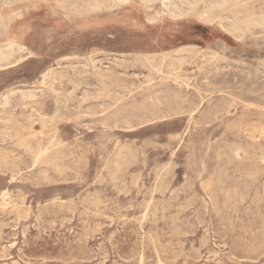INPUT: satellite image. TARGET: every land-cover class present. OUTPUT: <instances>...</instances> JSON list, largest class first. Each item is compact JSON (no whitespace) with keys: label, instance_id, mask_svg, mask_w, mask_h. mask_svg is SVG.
I'll list each match as a JSON object with an SVG mask.
<instances>
[{"label":"rangeland","instance_id":"rangeland-1","mask_svg":"<svg viewBox=\"0 0 264 264\" xmlns=\"http://www.w3.org/2000/svg\"><path fill=\"white\" fill-rule=\"evenodd\" d=\"M189 2L0 0V264H264V0Z\"/></svg>","mask_w":264,"mask_h":264},{"label":"bare ground","instance_id":"bare-ground-1","mask_svg":"<svg viewBox=\"0 0 264 264\" xmlns=\"http://www.w3.org/2000/svg\"><path fill=\"white\" fill-rule=\"evenodd\" d=\"M147 1V0H146ZM175 1V0H173ZM182 2H186L189 3V0H181ZM195 1V0H194ZM224 2V0H223ZM148 3V2H147ZM171 3V2H170ZM195 3V2H194ZM194 3L192 5H194ZM165 5V4H164ZM170 5V4H169ZM198 5V4H197ZM144 6V5H143ZM166 6V5H165ZM180 6V5H179ZM232 6V5H231ZM170 7V6H169ZM194 7V6H193ZM167 8V7H166ZM170 9V8H169ZM211 9V8H210ZM191 10V8L189 9H182L180 7H177L174 11H173V16L174 17H182L184 14H186V12H189ZM155 13V12H154ZM209 10H208V7H206L203 11L201 12H197V15L201 18H204L205 19H210L212 20L213 17L209 14ZM158 14V13H157ZM157 16V15H156ZM154 18V17H153ZM155 19V18H154ZM219 19V18H218ZM150 20V19H149ZM152 20V19H151ZM220 21V20H219ZM247 27L249 26H264V12H261V14L259 15H254V16H250L247 18L246 20V24H245ZM224 26V25H223ZM234 31V29H233ZM15 44V43H14ZM10 42H9V46H10ZM12 46V45H11ZM10 46V47H11ZM7 47V46H6ZM167 53V52H166ZM0 55L4 58V57H7L8 54L7 53H4L3 51H0ZM161 55V54H160ZM202 56V55H201ZM67 57V56H66ZM8 59V57H7ZM121 59V58H120ZM174 61V60H173ZM139 62V61H138ZM176 64V62L174 63ZM74 66V65H73ZM126 66V65H125ZM174 66V65H173ZM6 67V66H5ZM120 67V66H119ZM83 68V67H81ZM108 70V69H107ZM42 75V74H41ZM205 80V79H204ZM59 81V80H58ZM104 81V80H102ZM172 81V80H171ZM60 84V83H59ZM37 90V89H36ZM194 90V89H193ZM14 92V91H13ZM13 95V94H12ZM7 98V97H6ZM128 99V98H127ZM3 105V104H2ZM56 119V118H55ZM5 121V120H4ZM263 129V128H262ZM264 132V131H263ZM196 179V178H195ZM22 197V196H21ZM208 197V196H207ZM4 198V197H3ZM204 209V208H203ZM7 211V210H6ZM16 216V215H15ZM224 216V215H223ZM152 240V239H151ZM156 251V250H155ZM142 255V254H141ZM192 258V257H191ZM141 260V259H140ZM231 260V259H230ZM194 264V263H193Z\"/></svg>","mask_w":264,"mask_h":264}]
</instances>
